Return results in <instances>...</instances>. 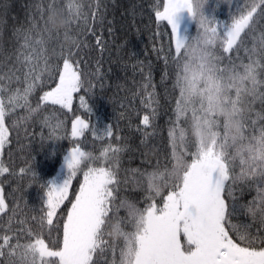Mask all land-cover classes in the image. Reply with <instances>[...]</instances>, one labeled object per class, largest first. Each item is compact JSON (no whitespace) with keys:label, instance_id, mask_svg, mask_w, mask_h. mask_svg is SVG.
<instances>
[{"label":"snow or ice","instance_id":"1","mask_svg":"<svg viewBox=\"0 0 264 264\" xmlns=\"http://www.w3.org/2000/svg\"><path fill=\"white\" fill-rule=\"evenodd\" d=\"M216 7L209 0H161L155 6V19L167 26L174 43L172 87L178 97L168 130L171 166L160 170L157 163L151 172L136 170L145 206L120 199L125 182L120 158L129 150L127 143L116 137L117 144L108 143L98 154L86 151L81 139L86 132H97L89 120L75 116L66 133L73 147L63 157L62 178L45 181L32 171L42 192L32 214L20 208L15 197L10 202L0 182V216L6 218V227L0 228V264H109L106 252L114 250V242H109L113 238L123 245L119 264H264V114H258L257 128L244 110L247 101L257 98L264 105V79L259 78L264 73V0H250L223 25L216 19ZM96 15L93 12L91 19ZM59 19L65 21L63 26ZM88 20L83 0H41L28 27L17 30L21 43L15 59L27 69L26 87L9 94L0 84V176L12 175L3 160L11 143L7 117L17 108L26 109L25 121L49 105L71 111L74 95L91 91L80 61L73 58V49L80 48L77 36L92 31ZM50 43L59 49L51 56ZM96 43L103 48L99 37ZM52 57L62 66L50 64ZM224 59L228 66L222 68ZM16 71L9 69L0 82L19 79ZM45 73L55 86L44 91L33 108L28 98L46 83L41 80ZM147 81L142 87L151 116L143 115L145 128L152 125V105L157 102L150 74ZM150 87L153 90L147 91ZM79 100L84 106L85 97ZM42 123L51 129L49 139H61L62 120L52 123L45 117ZM104 133L107 139L114 137L111 125L104 126ZM238 185L243 186L241 194L245 189L255 192L247 204L238 202ZM121 208L127 212L123 218ZM240 214L251 217L254 230L249 224L232 223ZM111 264H116L114 259Z\"/></svg>","mask_w":264,"mask_h":264},{"label":"trees","instance_id":"2","mask_svg":"<svg viewBox=\"0 0 264 264\" xmlns=\"http://www.w3.org/2000/svg\"><path fill=\"white\" fill-rule=\"evenodd\" d=\"M62 2L67 4L74 0ZM83 2L92 31L85 30L77 36L75 42L80 44V48L73 49L76 53L73 58L80 61L82 76L93 85L91 91L82 90L75 94L71 111L49 105L25 121L23 117L26 115V109L17 108L6 118L11 132V143L5 147L3 160L10 167L12 175L0 176V182L4 183L7 199L11 202L15 197L25 212L30 213L31 209L38 208L42 195L39 185L32 179V171L45 181L62 178L63 157L73 147V142L67 138L66 133H70L71 121L75 116L89 120L92 129L97 132L95 136L91 131L86 132L81 139L80 143L86 151L98 154L108 143L117 144L116 137L120 138V143H127L129 150L120 158V178L125 181L121 185V200L126 199L137 207H144V192L142 187L138 186L142 178L136 174V170L151 172L157 163L160 170L171 166L168 130L171 127L170 121L175 119L174 97H178V92L172 87L175 69L172 65L171 49L174 43L167 26L157 21L154 16L155 6L161 0H83ZM249 2L250 0H209L210 4L218 5L215 15L221 25L230 22L236 11ZM40 3L41 0H0V76L8 73L9 69H19L15 72L19 79L13 77L9 81L5 78L0 82L8 88L9 94L26 87L23 73L27 69L15 59L16 50L21 43L17 39V30L28 27V22L36 14V8ZM93 12H97L95 20L91 19ZM76 31L74 30L73 35ZM190 31L194 34V25ZM97 37L101 40L102 49L96 43ZM53 49L59 51L54 43H50L48 45L50 56ZM217 55L221 53L218 52ZM244 55L241 51L240 56ZM240 62L236 60L237 64ZM243 63H248V60L244 59ZM50 64L62 66L61 61L55 57H52ZM227 66L228 60L224 59L220 67ZM149 74L156 93L157 102L152 105V108L156 109V116L152 120V125L145 128L140 121L145 114L151 116V109L146 107L148 101L142 85L148 82ZM47 75L48 73H45L41 77L46 83L36 87L28 98L33 108L36 107L43 92L55 86V81L47 80ZM259 78L264 79V73ZM152 90L151 87L147 89ZM82 95L85 97L84 106L79 100ZM89 107L92 109L91 112L88 110ZM244 110L246 116L256 121L259 128L258 114H264V105L260 100L257 98L247 101ZM45 117L52 123L57 119L64 122L63 130L58 133L61 139H49L51 129L42 123ZM13 121H16L15 126ZM105 125L112 126L113 138H105ZM192 150L189 148V151ZM21 168L26 169L25 173H20ZM79 179L77 176L73 181V190L78 187ZM241 187L243 186H237L235 195L238 202L244 205L252 200L255 192L245 189L241 194ZM126 215V209L121 208L119 216L123 218ZM22 218L18 216L16 219ZM5 220L4 216H0V228L6 227ZM232 223L238 226L249 224L253 230L255 229L251 217L244 214L234 217ZM125 230L128 231L130 228ZM109 242H114L115 247L114 250L106 252V258L109 264L113 259L119 264L122 242L115 238L109 239Z\"/></svg>","mask_w":264,"mask_h":264},{"label":"clouds","instance_id":"3","mask_svg":"<svg viewBox=\"0 0 264 264\" xmlns=\"http://www.w3.org/2000/svg\"><path fill=\"white\" fill-rule=\"evenodd\" d=\"M64 23H65V21H64L63 19H59V20H58V25H59V26H63Z\"/></svg>","mask_w":264,"mask_h":264},{"label":"rangeland","instance_id":"4","mask_svg":"<svg viewBox=\"0 0 264 264\" xmlns=\"http://www.w3.org/2000/svg\"><path fill=\"white\" fill-rule=\"evenodd\" d=\"M187 23V22H186Z\"/></svg>","mask_w":264,"mask_h":264}]
</instances>
